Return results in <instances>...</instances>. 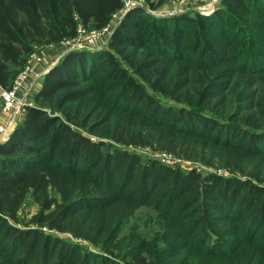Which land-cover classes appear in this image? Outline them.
<instances>
[{
	"label": "trees",
	"instance_id": "1",
	"mask_svg": "<svg viewBox=\"0 0 264 264\" xmlns=\"http://www.w3.org/2000/svg\"><path fill=\"white\" fill-rule=\"evenodd\" d=\"M145 1L152 9H130L104 48L66 52L0 141V264H264V120L206 111L227 100L242 61L264 74V28L252 22L264 19V0L172 16L148 12L166 0ZM124 8L0 0V85L11 87L38 48L101 29ZM29 197L41 206L32 223L19 216ZM143 208L157 228L125 230Z\"/></svg>",
	"mask_w": 264,
	"mask_h": 264
},
{
	"label": "rangeland",
	"instance_id": "2",
	"mask_svg": "<svg viewBox=\"0 0 264 264\" xmlns=\"http://www.w3.org/2000/svg\"><path fill=\"white\" fill-rule=\"evenodd\" d=\"M221 0H192L191 3L187 2H182L179 0H166L162 6L157 7L155 10H148L149 13L155 15V16H172L176 15L182 12H202L206 15L211 14L213 11L217 9V6L220 4ZM145 6H138V7H145L146 6L149 9L150 8L149 4L144 1ZM177 7L179 8L177 10ZM136 8V7H133ZM132 9V8H131ZM130 9L122 10L120 13L117 15H114L112 18L111 26L114 29L115 23H119L121 19L127 14V12ZM193 10V11H192ZM252 22L254 24L259 23L263 24L264 28V19L256 20L253 18ZM248 26H250L248 24ZM251 28V27H250ZM112 29V33H113ZM229 32H232V29L228 27ZM252 30V29H251ZM111 33V35H112ZM111 37V36H110ZM78 40H82L81 42L77 43H70V41H65L62 43L55 44V46L59 47V51L63 50L65 51H71L74 49H81L78 48L80 47L79 45L85 43V38L81 37L78 38ZM109 39L107 42L103 45H101L100 48H93L91 49H102L104 48L105 45L108 44ZM47 46L38 48L36 51V54L41 57V61L39 63L44 64L45 68H49L51 64H53L48 71L56 65L63 54H56L55 55H48L46 52ZM89 48L88 46H86ZM46 48V49H45ZM90 49V48H89ZM60 52V53H62ZM46 62V63H44ZM243 61L238 65L239 72L237 76L232 80L231 84L228 85L229 87L227 88L226 95H227V100H224L221 103V97L214 98L213 101L208 105V109L206 110L207 113L215 115L220 117L221 119H228L229 114L234 115L239 114L240 116L247 115V114H254L255 117L258 120H264V74L261 70H258L254 73H251L254 69H248L245 71V69L242 68ZM32 67V65H31ZM40 73L39 76H35L33 79H28L27 83L30 85V90L29 94L27 97V102L28 103H33V99L35 96V92L37 91V88L40 86L42 83V80L44 79V76L46 73ZM20 73V72H19ZM18 73V74H19ZM17 77V76H16ZM2 86L0 85V88ZM162 99L169 101V99H166L164 97H161ZM174 102V101H171ZM10 116L7 115L6 119L9 118ZM261 118V119H260ZM19 120V119H18ZM130 150L137 151L138 153H141L145 156H149L152 158H156L159 161L163 159V155L159 154L160 152H154L152 150H145L143 148L139 147H127ZM165 162L171 164L172 166H181L183 169L188 170L191 168H198L200 170H203L205 172H210V171H217L218 173L227 175L228 173L219 170V168H210L207 165H204L200 162L197 161H192V160H187V159H164ZM41 211V206L39 205L38 202L34 201L32 197H29L25 204L23 205L22 209L19 212V216L21 219H24L28 223H32V219L34 218L35 215H37ZM149 214H151L149 209L143 208L137 212L138 218H133L131 221L126 225L125 230H128L131 226H139L141 225L142 229L146 231L147 233L151 234L157 227L154 225L153 221H150L149 219ZM149 219V221H148ZM34 225V224H33ZM44 230H47L49 232H54L55 234L61 235L64 238H70L82 245L87 246L90 249L93 250H99L97 246L94 244L90 243L89 241L83 239V238H76L75 236L73 237L72 234L70 233H59L55 232L52 230H48L47 227H43Z\"/></svg>",
	"mask_w": 264,
	"mask_h": 264
},
{
	"label": "built area",
	"instance_id": "3",
	"mask_svg": "<svg viewBox=\"0 0 264 264\" xmlns=\"http://www.w3.org/2000/svg\"><path fill=\"white\" fill-rule=\"evenodd\" d=\"M125 4V9H131L133 7L145 6V0H122ZM182 2L191 3L192 0H179ZM117 15V14H116ZM111 24L106 25L101 29H86L82 26L79 27L78 36L71 40L70 43H79L82 40L78 38L84 37L85 43L79 45L78 48H100L110 38L112 33ZM69 42V41H68ZM34 61H41V57L33 53L24 69L17 75L11 87L0 88V141L7 139L25 113L26 106L31 103L27 102L30 85L27 83L28 78L32 72L31 65ZM10 116L6 119V117ZM19 119V120H18ZM163 155L162 163L171 165L165 162L164 159H176L173 154L167 152H160Z\"/></svg>",
	"mask_w": 264,
	"mask_h": 264
},
{
	"label": "crops",
	"instance_id": "4",
	"mask_svg": "<svg viewBox=\"0 0 264 264\" xmlns=\"http://www.w3.org/2000/svg\"><path fill=\"white\" fill-rule=\"evenodd\" d=\"M179 8L177 7V10H178ZM60 43H62V42H60ZM58 44V43H57ZM47 48V50H46V52H48L47 54L48 55H55L56 56V54H65L67 51L65 50H63V52L62 51H59V47H57V46H55V44H53V45H49V46H47L46 47ZM45 48V49H46ZM60 52H62V53H60ZM44 63H46V62H44ZM53 64H51V66H52ZM50 66V67H51ZM45 68V66H44V64H42V63H39L38 61H34L33 63H32V67H31V70H32V72H31V74H30V76H29V78L28 79H33L35 76H39L40 75V73L42 72V68ZM49 67V68H50ZM48 68V69H49ZM48 69L47 68H45V69H43L44 71H43V73H46L47 71H48ZM42 82H43V80H42ZM41 87H42V83L40 84V86L37 88V91L38 90H40L41 89ZM36 91V92H37Z\"/></svg>",
	"mask_w": 264,
	"mask_h": 264
},
{
	"label": "water",
	"instance_id": "5",
	"mask_svg": "<svg viewBox=\"0 0 264 264\" xmlns=\"http://www.w3.org/2000/svg\"><path fill=\"white\" fill-rule=\"evenodd\" d=\"M68 52V51H67Z\"/></svg>",
	"mask_w": 264,
	"mask_h": 264
}]
</instances>
